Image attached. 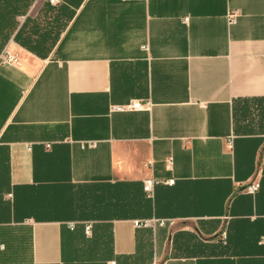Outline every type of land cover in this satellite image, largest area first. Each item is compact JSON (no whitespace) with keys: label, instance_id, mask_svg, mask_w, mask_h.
Segmentation results:
<instances>
[{"label":"crops","instance_id":"crops-1","mask_svg":"<svg viewBox=\"0 0 264 264\" xmlns=\"http://www.w3.org/2000/svg\"><path fill=\"white\" fill-rule=\"evenodd\" d=\"M55 2L10 4L0 264H264V0Z\"/></svg>","mask_w":264,"mask_h":264},{"label":"trees","instance_id":"trees-1","mask_svg":"<svg viewBox=\"0 0 264 264\" xmlns=\"http://www.w3.org/2000/svg\"><path fill=\"white\" fill-rule=\"evenodd\" d=\"M11 2H19L21 5L20 12L23 13L28 9L32 0H0V52L10 36L9 33H11L15 29V25H13L11 22H7L10 20L9 18H14L15 15H17V11H15L12 7H10ZM6 17H8L7 18L8 20L4 21ZM24 29L25 26L21 27L19 32L17 33L18 35L15 38L17 42H20L19 44L23 48L30 51L34 55H37L41 58L46 57L47 55L46 53L47 51H49L47 46V40L45 38L38 37V39L32 41L30 36L29 39L25 41L21 40L19 39V35H22V31Z\"/></svg>","mask_w":264,"mask_h":264},{"label":"built area","instance_id":"built-area-1","mask_svg":"<svg viewBox=\"0 0 264 264\" xmlns=\"http://www.w3.org/2000/svg\"><path fill=\"white\" fill-rule=\"evenodd\" d=\"M49 3L55 4V0H48ZM235 21V16L234 15H229L228 16V22L229 23H234ZM15 63V58L7 51L4 50V53L2 55H0V65L1 66H12ZM150 105V103H141L138 101H132L130 103H128L127 105L124 106H116L114 108H111V111L113 112H130L132 113L133 111H141L143 110L144 107H147ZM85 147L88 148H95L96 147V143L94 142H85V144L82 145L81 149L84 150ZM169 184H172L173 182L170 181L168 182ZM155 183L153 181H146L143 183V190L147 195H150V193L152 192V186ZM258 189V187L255 186H250L249 191L250 192H255ZM155 224H158L159 226H163L164 223L163 222H156V221H135L134 226L137 228H151L154 227ZM75 227V224H69L68 228L72 231ZM90 225H88L86 228H84V234L86 236H88L89 232H90ZM107 264H116L114 261L108 262Z\"/></svg>","mask_w":264,"mask_h":264}]
</instances>
